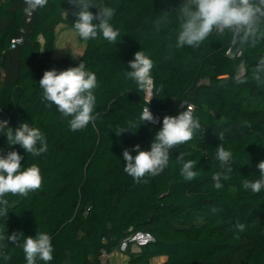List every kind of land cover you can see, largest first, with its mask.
I'll use <instances>...</instances> for the list:
<instances>
[{
    "label": "trees",
    "instance_id": "1",
    "mask_svg": "<svg viewBox=\"0 0 264 264\" xmlns=\"http://www.w3.org/2000/svg\"><path fill=\"white\" fill-rule=\"evenodd\" d=\"M182 2L94 0L114 9L111 23L121 39L116 44L102 35L86 40L83 55L74 61L56 59L53 53L56 28H74L78 8L67 0H48L27 22L24 0H0V111L13 129L21 122L39 128L48 144L46 153L33 157L19 145L9 146L0 132V154L19 152L22 165L37 164L43 177L40 190L6 197L8 217H0L5 237L48 233L54 248L50 264H103V250L114 252L138 231L150 232L153 240L140 250L129 249L128 264H154L159 256L166 257L159 264H264V190L256 194L242 187L245 179H259L257 165L264 161V86L252 79V69L264 57V40L237 52L230 34L213 33L198 48L169 50L179 30ZM164 11H169V22L157 32L154 22ZM18 36L24 42L11 49ZM140 50L154 62L155 97L148 106L159 117L155 124L140 125L152 97L125 77L131 70L128 62ZM11 55L16 59L12 77ZM82 61L97 77L98 115L95 126L71 131L68 118L55 105L47 106L38 82L46 70H65ZM242 65L247 82L236 84L234 76ZM182 104L193 105L201 129L171 150L161 174L136 183L124 171L123 151L135 155L137 144L150 150L163 117L178 115ZM121 128L130 131L117 135ZM220 143L233 153L232 172L215 159ZM181 152L185 161L196 162L199 174L191 181L180 173L182 162L176 158ZM217 172L230 177L221 179V189L212 180ZM238 222L245 224V231L235 228ZM22 243L23 238L18 244L0 240V264H26Z\"/></svg>",
    "mask_w": 264,
    "mask_h": 264
},
{
    "label": "clouds",
    "instance_id": "2",
    "mask_svg": "<svg viewBox=\"0 0 264 264\" xmlns=\"http://www.w3.org/2000/svg\"><path fill=\"white\" fill-rule=\"evenodd\" d=\"M67 2L78 8V11L73 13L76 16L73 26L83 40H93L98 35H102L104 40L116 44L118 39H121L119 29L111 23L114 16L113 8L94 3V0H67ZM24 3L26 7L23 11L30 16L38 9L46 7L48 0H24ZM91 7H95L97 12L90 11ZM164 13L154 22L157 32L161 30L162 25L169 22V11ZM177 20L179 30L174 44L168 45L169 50L173 47L179 49L185 46L198 48L213 33L221 36L230 34L231 43L237 52L242 51L245 46L255 47L258 42L264 40V0H183L178 7ZM128 67L131 70L125 72L126 79L134 81L140 91L152 97L142 110L139 117L142 121L140 125L155 124L157 118L148 106L155 97V83L152 76L154 62L140 50L134 54V59L128 62ZM246 74L247 68L242 65L234 76L235 83H246ZM252 79L257 85L264 86V57H261L252 69ZM38 83L43 90V100L47 102V106L55 105L62 117L68 118L71 131L83 130L89 124L95 126L98 113L94 92L99 85L95 73L87 70L83 61L78 66L65 70L55 68L46 70ZM182 108L184 110L176 116L163 117L162 127L156 132L150 150H141L140 145L137 144L132 150L135 155L127 149L123 151L124 171L136 183H147L146 177L161 174L168 167L171 150L191 141L201 129V124L193 115L191 107L182 104ZM131 127L136 125L133 124ZM124 131L130 130L121 128L115 132L120 135ZM0 132L7 137L9 146L19 145L33 157H39L48 150L45 134L39 128L30 126L28 122H21L13 129L9 127L7 121L0 120ZM218 136L222 141L223 133ZM184 156L185 153L181 152L176 159L182 162L181 175L185 180L191 181L199 174L194 171L196 162L185 161ZM215 159L219 161L221 168L232 172L230 165L234 162L233 153L231 150H226L221 143L216 147ZM22 160L23 156L17 151H9L6 155L0 154V217H8L9 200L6 198L8 195L27 197L31 192L38 191L42 187L43 177L38 165L33 163L24 167ZM257 167L260 171L259 179L254 181L245 179L242 185L245 190H251L256 194L264 190V161H261ZM222 178L227 180L230 177L220 172L213 174L212 180L216 189L223 187ZM235 228L243 232L246 226L238 222ZM5 238L13 244H18L23 238L21 246L26 264H38L39 261L50 264L54 258L52 237L48 233L37 232L35 237H25L21 232H13L5 237L0 233V240ZM4 259L10 257L5 255Z\"/></svg>",
    "mask_w": 264,
    "mask_h": 264
},
{
    "label": "rangeland",
    "instance_id": "3",
    "mask_svg": "<svg viewBox=\"0 0 264 264\" xmlns=\"http://www.w3.org/2000/svg\"><path fill=\"white\" fill-rule=\"evenodd\" d=\"M56 37V46L53 53L54 58L68 57L74 61H78L81 58L87 42L79 36L75 28L61 24L56 28ZM15 68V63L10 64V77L15 72ZM0 120L7 121L6 116L2 112H0Z\"/></svg>",
    "mask_w": 264,
    "mask_h": 264
},
{
    "label": "built area",
    "instance_id": "4",
    "mask_svg": "<svg viewBox=\"0 0 264 264\" xmlns=\"http://www.w3.org/2000/svg\"><path fill=\"white\" fill-rule=\"evenodd\" d=\"M32 15H28L27 22L30 21V17ZM24 36H18L15 39L11 41V49H15L17 46L21 45L24 42ZM228 54H230V51H228ZM191 107L192 111L194 110L193 105H188V107ZM157 118V122L159 121V117ZM153 240V236L150 232L147 231H138L134 232L133 234L127 236L124 238L118 247V250L121 252L126 253L129 249H135L140 250L141 247L151 243ZM100 260L103 264H111V253L107 252L106 250H103L100 255Z\"/></svg>",
    "mask_w": 264,
    "mask_h": 264
},
{
    "label": "crops",
    "instance_id": "5",
    "mask_svg": "<svg viewBox=\"0 0 264 264\" xmlns=\"http://www.w3.org/2000/svg\"><path fill=\"white\" fill-rule=\"evenodd\" d=\"M11 59H12V62L10 61V64H14V63L16 64V59L13 58L12 55H11ZM133 251H136V250L133 249ZM165 260H166L165 256H159L153 259V263L159 264ZM128 262H129V255L127 253L121 252L118 249L111 253V264H128Z\"/></svg>",
    "mask_w": 264,
    "mask_h": 264
}]
</instances>
